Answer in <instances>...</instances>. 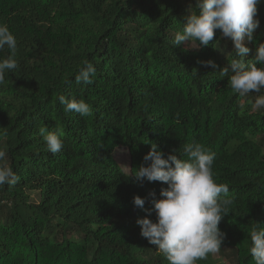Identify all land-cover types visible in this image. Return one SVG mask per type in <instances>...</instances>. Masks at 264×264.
<instances>
[{"label":"trees","instance_id":"trees-1","mask_svg":"<svg viewBox=\"0 0 264 264\" xmlns=\"http://www.w3.org/2000/svg\"><path fill=\"white\" fill-rule=\"evenodd\" d=\"M257 9L245 62L264 43V3ZM190 11L198 12L195 0H0L18 62L0 84L7 132L0 150L19 176L15 186H0V264H169L137 224L155 222L149 193L163 199L167 185L141 186L129 176L147 166L151 143L165 158L186 159V144L215 153L213 179L235 198L218 225L221 251L230 264H255L249 249L251 231L264 227V108L252 105L264 89L244 97L231 89L232 73L220 69L237 57L220 30L206 47H174ZM10 54L5 46L0 60ZM208 60L217 69L201 63ZM85 62L96 69L93 83L77 84ZM61 95L84 100L93 115L66 113ZM42 127L63 132L60 152L47 150ZM118 148L129 154L128 170L114 159ZM210 255L197 264H210Z\"/></svg>","mask_w":264,"mask_h":264},{"label":"clouds","instance_id":"clouds-1","mask_svg":"<svg viewBox=\"0 0 264 264\" xmlns=\"http://www.w3.org/2000/svg\"><path fill=\"white\" fill-rule=\"evenodd\" d=\"M264 0H195L198 12L186 17L187 23L182 32L175 33L172 44L179 47L182 43L186 49L208 46L213 41L215 30L221 31V37L231 41L235 56L221 70L222 75L229 78L231 89L244 97L249 93H260L264 89V43L258 45L254 59L245 62L251 49L246 46L253 42L260 21L257 19V5ZM194 45V47H190ZM7 49L10 55L0 60V84L4 83L5 71L17 69L18 62L14 59L17 52V40L5 24H0V49ZM205 67L217 69V65L208 60L201 62ZM260 64V67H257ZM95 67L88 62L79 70L75 77L76 83L85 85L93 83ZM59 102L66 113H76L82 117H91L92 108L84 100L67 99L61 95ZM253 109L264 108V95L255 99ZM40 134L53 154L64 147L63 132L57 128L49 131L40 128ZM7 132L0 128V138ZM6 153L0 150V186H15L19 176L13 169L4 164ZM186 159L176 155L165 154L156 143H151L150 151L143 157L147 166H140L130 174L141 186L147 182H161L167 188H161L157 200L154 191L149 193L153 208L147 209L148 216L155 213L156 220L145 217L137 220L141 236L155 245L164 254L169 264H197L205 260L209 254L221 250L224 233L218 225L229 213L234 197L227 184H218L213 179L215 153L200 144H186L183 147ZM150 162V163H149ZM145 199L133 198L135 207L144 208ZM251 247L249 252L255 264H264V227L254 228L250 233Z\"/></svg>","mask_w":264,"mask_h":264},{"label":"rangeland","instance_id":"rangeland-1","mask_svg":"<svg viewBox=\"0 0 264 264\" xmlns=\"http://www.w3.org/2000/svg\"><path fill=\"white\" fill-rule=\"evenodd\" d=\"M114 159L118 161L121 167H123L125 170H128L130 166L129 165L130 158H129V154L126 149L118 148L114 153ZM31 197L35 202H39L40 200L39 194L37 192H32ZM209 261H210V264H212V262L213 264H230L229 261L226 259V256H224L221 250L216 254H211L209 257Z\"/></svg>","mask_w":264,"mask_h":264},{"label":"built area","instance_id":"built-area-1","mask_svg":"<svg viewBox=\"0 0 264 264\" xmlns=\"http://www.w3.org/2000/svg\"><path fill=\"white\" fill-rule=\"evenodd\" d=\"M264 3V2H263Z\"/></svg>","mask_w":264,"mask_h":264}]
</instances>
